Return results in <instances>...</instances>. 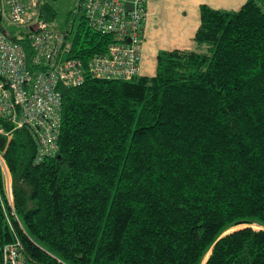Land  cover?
<instances>
[{
	"label": "trees",
	"instance_id": "1",
	"mask_svg": "<svg viewBox=\"0 0 264 264\" xmlns=\"http://www.w3.org/2000/svg\"><path fill=\"white\" fill-rule=\"evenodd\" d=\"M56 16L42 0L44 26ZM111 41L83 21L73 53ZM62 92L60 148L42 162L0 117V264L14 242L31 264H264V0L202 5L194 47L160 52L154 76Z\"/></svg>",
	"mask_w": 264,
	"mask_h": 264
},
{
	"label": "built area",
	"instance_id": "2",
	"mask_svg": "<svg viewBox=\"0 0 264 264\" xmlns=\"http://www.w3.org/2000/svg\"><path fill=\"white\" fill-rule=\"evenodd\" d=\"M149 1L80 0L81 22L112 37L105 52L82 59L73 53L81 22L74 35V27L52 30L39 19L42 0H0V117L13 125L12 132L29 129L38 147L37 162L59 151L64 87L80 86L89 77L132 80L140 76ZM7 24L24 28L14 34L26 39L28 49L9 36ZM12 132L0 127V135L11 138ZM0 165L7 167L2 152ZM12 197L11 190L10 204ZM4 264L31 263L20 243L14 242L4 248Z\"/></svg>",
	"mask_w": 264,
	"mask_h": 264
},
{
	"label": "crops",
	"instance_id": "3",
	"mask_svg": "<svg viewBox=\"0 0 264 264\" xmlns=\"http://www.w3.org/2000/svg\"><path fill=\"white\" fill-rule=\"evenodd\" d=\"M247 0H150L144 24L141 76H154L158 54L191 49L201 24V6L238 10ZM11 177V176H10Z\"/></svg>",
	"mask_w": 264,
	"mask_h": 264
},
{
	"label": "rangeland",
	"instance_id": "4",
	"mask_svg": "<svg viewBox=\"0 0 264 264\" xmlns=\"http://www.w3.org/2000/svg\"><path fill=\"white\" fill-rule=\"evenodd\" d=\"M50 1L57 12L56 19L54 20V22H52L50 28L52 30L61 31V30L70 29L71 28L70 26L73 25L74 27L73 35H74L77 30L78 24L81 22L82 19L81 18L82 14L78 11L80 0H50ZM7 27L9 31L16 33H21L22 31H24V28L18 25L7 24ZM3 173L5 176V190H6L7 199L10 200V191L12 190V176L8 169V166L5 167V169H3ZM11 203L13 204V197ZM241 227H243V225L235 229ZM254 228L259 229L260 227L254 225ZM16 243L19 245L18 242Z\"/></svg>",
	"mask_w": 264,
	"mask_h": 264
}]
</instances>
